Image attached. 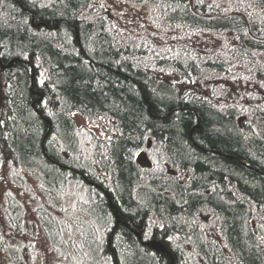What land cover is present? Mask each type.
<instances>
[{
    "label": "trees",
    "instance_id": "obj_1",
    "mask_svg": "<svg viewBox=\"0 0 264 264\" xmlns=\"http://www.w3.org/2000/svg\"><path fill=\"white\" fill-rule=\"evenodd\" d=\"M116 1L154 6L161 45L124 41L97 0H0V62L19 60L0 68V167L23 171L49 201L72 184L88 190L81 212L101 233L83 240L88 264H171L136 234L161 242L173 264H264L263 102L243 122L220 91L183 94L156 77L202 87L244 64L264 91V0ZM207 36L220 48L199 51ZM72 114L104 135L98 174L77 156ZM41 221L61 251L54 217Z\"/></svg>",
    "mask_w": 264,
    "mask_h": 264
},
{
    "label": "rangeland",
    "instance_id": "obj_2",
    "mask_svg": "<svg viewBox=\"0 0 264 264\" xmlns=\"http://www.w3.org/2000/svg\"><path fill=\"white\" fill-rule=\"evenodd\" d=\"M97 2L100 14L106 15L111 20L124 41L147 39L149 43L161 45L164 27L159 23L160 14L154 6L116 0H97ZM205 40L209 41H205V44L200 40L196 41L199 51L202 52V45H206L207 48L213 43L216 45L213 47L220 48V44L214 41L215 38L207 36ZM260 61L264 63V59ZM249 75L251 74L246 65L239 64L236 70L229 72L228 75L210 76L214 79V83L211 85L204 83L202 87L196 84L199 82H191L194 84L190 86L191 83L184 82L173 72L165 74L161 71L156 77L183 94L189 92L193 95L197 88L198 92L206 93L214 99V92L220 91L221 96L215 97L220 101V106L237 108L240 112L242 110L245 113L242 116L243 122L250 123L253 117L246 109L261 106L262 102L264 104V91L258 87L259 84L253 79V75ZM43 77L45 78L46 74H43ZM71 117L79 132L77 156L82 159L80 160L82 166H87L89 170L93 169L98 174L95 156L99 154L97 150L99 144L96 142L105 143L104 135L83 116L72 114ZM144 158L147 160V157ZM15 180H19L21 185H17ZM88 203V190L81 184L70 185L65 192H61L49 201L41 186L23 171L2 165L0 167V264H12V253L18 254L25 264H88L91 257L85 250L83 240L89 238V235L99 236L100 239L101 234L99 227L94 226L81 212L82 207ZM11 204L14 207L11 208ZM17 207L21 212L10 215L9 210L16 212ZM44 213L51 214L57 222L61 236V251L55 250L45 236L41 221ZM263 230L264 221L261 225V231Z\"/></svg>",
    "mask_w": 264,
    "mask_h": 264
},
{
    "label": "water",
    "instance_id": "obj_3",
    "mask_svg": "<svg viewBox=\"0 0 264 264\" xmlns=\"http://www.w3.org/2000/svg\"><path fill=\"white\" fill-rule=\"evenodd\" d=\"M77 38H78V43H79V45H81L79 37H77ZM16 62H19V60L12 61V62H10L8 65H6V66L3 65V63L0 62V68H1L2 71L10 70V69L13 68V66H14V64H15ZM34 78H35V71L33 70V76H32V79H34ZM36 95L40 96L39 100H38L36 103H37V104H41L42 101H43V99H44L43 95H41L40 93H36ZM34 107H35V105H34ZM36 113H37V114H40V112H39L38 110H36ZM40 115H41V114H40ZM41 116H42V115H41ZM42 118H43V120H44L47 124H49V125L51 126V122H50L48 119H46V118L43 117V116H42ZM50 128H51V127H50ZM50 131H51V129H50ZM50 131H49V134H50ZM77 173H78L81 177H83V178H84V181H85L87 184H89L90 186H92V187H96V188H100L99 186H97V185L94 184L93 182H90V181L84 176L83 173H80V172H77ZM107 198H108V200H109L110 207H111V209H112V211H113V213H114L115 220H118V219H119L118 212L116 211V208H115V206L113 205V203H112V201H111V199H110V197H109L108 195H107ZM136 236L141 240L142 245H143L144 247L149 248L151 251H153V252H155V253H157V254H161V255H165V254H167V255L170 257V259H171V264L174 263L173 256L171 255V253L166 249V247H165L161 242H158V241H155V240H151V241H148V242H143L142 239H141V235H140V234H136Z\"/></svg>",
    "mask_w": 264,
    "mask_h": 264
},
{
    "label": "flooded vegetation",
    "instance_id": "obj_4",
    "mask_svg": "<svg viewBox=\"0 0 264 264\" xmlns=\"http://www.w3.org/2000/svg\"><path fill=\"white\" fill-rule=\"evenodd\" d=\"M31 28H32V30H40L41 28H43V29H47V26H46V24H44V23H39V24H35V21L33 20V22H32V25H31Z\"/></svg>",
    "mask_w": 264,
    "mask_h": 264
}]
</instances>
